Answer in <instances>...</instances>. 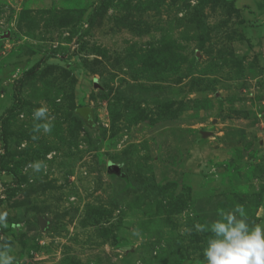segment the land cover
<instances>
[{"label":"rangeland","instance_id":"rangeland-1","mask_svg":"<svg viewBox=\"0 0 264 264\" xmlns=\"http://www.w3.org/2000/svg\"><path fill=\"white\" fill-rule=\"evenodd\" d=\"M237 205L264 223V0H0L16 264H205Z\"/></svg>","mask_w":264,"mask_h":264},{"label":"clouds","instance_id":"clouds-1","mask_svg":"<svg viewBox=\"0 0 264 264\" xmlns=\"http://www.w3.org/2000/svg\"><path fill=\"white\" fill-rule=\"evenodd\" d=\"M32 119L34 133L52 131L53 122L46 106L34 109ZM28 166L37 173L46 169L41 161ZM8 216L6 210H0V229L8 226ZM200 230L210 233L203 248L205 264H264V223H250L244 206L221 210L217 219L201 225ZM0 264H16L10 241H0Z\"/></svg>","mask_w":264,"mask_h":264},{"label":"water","instance_id":"water-1","mask_svg":"<svg viewBox=\"0 0 264 264\" xmlns=\"http://www.w3.org/2000/svg\"><path fill=\"white\" fill-rule=\"evenodd\" d=\"M79 113L82 115V116H87L88 113H89V109L88 108H85V107H82L79 109ZM115 169V168H114Z\"/></svg>","mask_w":264,"mask_h":264}]
</instances>
